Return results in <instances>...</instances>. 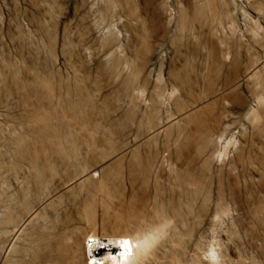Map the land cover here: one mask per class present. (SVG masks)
Listing matches in <instances>:
<instances>
[{"label":"rangeland","instance_id":"374dc122","mask_svg":"<svg viewBox=\"0 0 264 264\" xmlns=\"http://www.w3.org/2000/svg\"><path fill=\"white\" fill-rule=\"evenodd\" d=\"M132 1L151 16L147 35L152 49L142 55L123 30L128 14L119 5L106 9L104 0H0V222L9 219L0 224V264H72V252L64 250L72 243L68 235L91 226L99 235L111 232L117 219L133 231V217H152L156 209L164 217L189 221L177 230L183 239L177 252L182 264H201L200 258L207 259L202 248L215 237L235 257L241 255L244 264H264V131L259 132L264 106L243 85L235 92L226 88L236 81L234 61L244 67L252 53L263 56L262 46L248 36L249 21L241 14L234 40L231 23L224 21L214 30L221 44L203 38L199 27L179 43L181 10L191 20L196 0ZM237 1L253 13L247 0ZM110 33L118 35L111 52L101 41ZM214 44L220 51L215 57L210 56ZM187 60L188 73L182 67ZM135 69L141 71L138 76ZM38 77L49 80L51 101L33 89ZM218 90L224 99L216 98L212 106V142L201 150L196 140L202 132L195 123L186 129L181 113L196 105V98ZM261 93L264 97V88ZM82 95L87 98L83 102ZM236 95L243 97L239 105ZM42 104L56 126L52 139L42 138L39 123L32 121L34 106ZM169 124L173 127L166 131L163 126ZM230 139L228 156L217 158L216 151ZM19 141L27 149L23 155ZM245 142L253 147L240 160ZM34 160L43 168L42 178ZM100 164L106 166L103 171H92ZM221 207L228 212L215 217ZM36 209L38 215L13 239L14 230ZM12 239L18 252L3 258ZM58 241L66 246L62 249ZM168 241L156 249L158 259L150 264H170L173 244Z\"/></svg>","mask_w":264,"mask_h":264},{"label":"bare ground","instance_id":"6f19581e","mask_svg":"<svg viewBox=\"0 0 264 264\" xmlns=\"http://www.w3.org/2000/svg\"><path fill=\"white\" fill-rule=\"evenodd\" d=\"M104 1H105L106 9H113L115 7H118V5H119L121 7H124L127 10L128 18L123 23V30L125 31L127 36H129L132 39V41L135 43V45L134 44L133 45L135 46L136 52L142 55L143 53L146 52V50L149 51L150 48L152 49L151 44L148 42L149 38L147 35V34H149L148 33V28H149L148 26L150 24L149 21H151V16L149 15V13L145 9V7L139 8L138 6L135 5V2L132 0H104ZM196 1L197 2H193V4L195 3L194 4L195 8H194V12H193L194 15L192 14L193 17L191 20H189L188 11L186 9L181 10V14H180L179 21H178V26L176 25L177 28L179 29V32H178L179 34L175 39L176 41H178L180 43V41H183V39H186V40L190 39L194 35V31L196 30V27H199V28H202L201 34L203 35V38H205L206 40H209V41L210 40L211 41L216 40L221 44L222 41H220L219 38H216L214 30L217 26L216 25L217 22L220 23L219 25H222V23L224 21H227L229 24L231 23L230 28L232 30L231 33L233 35V40H234V33H236V30L238 29L236 20H237V17L241 14L246 21L247 20L249 21L248 24H245V27L246 26L248 27V28H245L246 31L249 32L248 36H250L251 40H254L255 42H259V45H261L262 49L264 50V42L261 41V40H264V0H251V1L247 0L246 5L251 11H253V13H250L248 11V9L246 10L242 6H240L238 4L237 0H196ZM180 2L181 1H179V3ZM161 8H163V6H161ZM48 11L49 10H47V12ZM50 19H53V18L51 17ZM50 34H51V32H50ZM110 35H111V33H110ZM110 35L107 38L103 37V40H101V41L103 42V44L105 46H107L109 48V50L111 52V50L113 48L118 46V37H117L118 35H116V33L112 34L111 36ZM239 35H237V36H239ZM240 36H239V38L237 37L239 40H241ZM226 38H228V37H226ZM52 40H54V39H52ZM66 40H68V39H66ZM223 40H224V38H223ZM216 41H214V42H216ZM246 41L247 40H245V42ZM238 42L240 43V41H238ZM239 43H238V45H239ZM139 44H140V46L138 47ZM214 45L212 46L210 56L215 57L219 54L220 51H219V49H217V46L216 45L214 46ZM240 45H239V48L241 50ZM248 45H250V44L248 43ZM134 46H133V48H134ZM220 47H221V45H220ZM259 48H261V47H259ZM250 49L248 50V48H247L246 51L248 50V53H249ZM227 50L229 51L228 48H227ZM261 50H259V51H261ZM65 52H67V51H65ZM70 52H72V51H70ZM141 52H143V53H141ZM176 52L180 53V50L176 51ZM207 52H208V50H207ZM137 53H136V55H138ZM147 53H149V52H147ZM233 54H232V57L234 56ZM239 54H240V52H239ZM250 54H251V52H250ZM183 56L184 55L182 53V57ZM222 56H223V54H222ZM228 57H229V55H228ZM187 58H188V55H187ZM226 59H227V57H226ZM238 59H239V57H238ZM211 62H214L213 59L211 60ZM142 65L146 67V59L145 58H144V61L142 62ZM234 65H235V68H234L235 69L234 70L235 75L234 76L236 78L235 79L236 81L234 82V80H233V83H232L233 85L227 86L226 88L227 89L232 88L233 92H235V91H237L238 88L241 87V85H243V86H245L244 88H246L249 91V93L253 94L254 96L256 95L259 103L264 106V97H262L260 95V94H262L261 91L264 88V53H263V56H261V57H260V54L257 55L256 53H252V55H250V57L249 56L247 57V60H246L244 67L242 66V64L240 65L239 61L237 62L236 60L234 61ZM111 66L113 68H116L118 66V59L113 60ZM188 66L190 67L189 60L185 61L182 64V67H184V70H185L184 72H187V73L190 72L189 71L190 69H188ZM181 70H182V68H181ZM178 71H180V70H178ZM139 72H141V71L135 69L136 75L139 74ZM175 74H173V75H175ZM34 75L36 76V74H34ZM37 76H39V74H37ZM182 78H183V75H182ZM33 81H34V83H33L32 87L35 90V92L37 94H39L42 99L51 101L52 86L50 85L49 80L42 78V77L41 78L38 77ZM181 82H182V80H181ZM186 82L187 81H185V83ZM78 89H80V88H78ZM174 89H173V92L171 94L175 93ZM69 90H70V88H69ZM219 91L220 90L216 91V94L213 96H204L203 95V96H200L199 99L196 98L197 104L192 106L190 109H187L181 113L182 119L185 121V128L186 129L188 127H190V125L192 123H195V124H197L196 127L198 128L199 133L202 132V133H200L201 135H197V136H200V139L196 140V141H198L196 143H197V145L199 144L198 147L201 150H206L211 145V142H212V137H211L212 136V133H211L212 127L209 125V123L212 125L211 121L212 120H214L213 122L216 121V119L213 118L214 110L212 109L213 108L212 106L215 105V103L217 102L216 98H217V100L219 98L224 99V95L219 96L220 95ZM225 93H226V90H224L222 94H225ZM160 95H162V94L159 93V96ZM85 99H87L85 95H82V97L80 98L81 102H83V100L85 101ZM50 101H49V103H50ZM225 102H227V104H228V101H226V99H225ZM242 102H243V97L236 95L235 96V103L239 105ZM43 104H42V106H39V105L34 106L35 109L33 112L34 115L32 116L33 117L32 121H34V123L36 122L37 124L39 123L38 127H39L42 138L52 139V138H54L53 129L56 126L53 125L54 126V128H53L52 123H51V118H50L49 114H47L48 111L46 110L45 106H43ZM179 106H180V104H179ZM73 107L74 106L71 105L70 109L72 110ZM47 108H48V106H47ZM201 115H202V118L200 119V121L202 123H200V121H199V118ZM207 115L211 116V120H207L205 118ZM255 117L259 118V114H255ZM168 122H166V123H168ZM169 125L163 126L164 128H166V131L169 129H172L173 126H171V125L169 126ZM34 127L36 128L35 125H34ZM202 129H204V131H202ZM263 131H264V129L263 130H261V128L259 129L260 133ZM172 133H173V131H172ZM219 138H221V137H219ZM219 138H217V139H219ZM218 142H219V140H218ZM225 143L226 144L222 145V147L216 151L217 152V158H220V157L225 158L226 156H228V154H229L228 148L230 145H232L234 143V141H233V139H230V140L226 141ZM17 147H18V152L21 155H23L27 152V149L22 144V141H19ZM252 147H253L252 144L249 145V142H245L243 144V146L241 147V151L238 155V158L240 160L245 158L246 155L250 154ZM260 152H263V151L260 150ZM260 164H262V163L260 162ZM34 166H35L36 170L38 171L39 175L41 176L39 178H42L43 168H41L39 166V162L34 160ZM95 167L96 168L92 169V171L97 172V171H103V169L106 166L100 164V165H97ZM170 174H171V172H170ZM92 175L93 174H91V176ZM85 176H88V174L86 173ZM174 176H175V174H174ZM88 177H90V176H88ZM88 177H86V178H88ZM71 184H72V182H71ZM71 184H68L67 186L69 187ZM95 184H96L95 182H92V185H95ZM99 184H103V183L100 182ZM174 185H175V183H174ZM198 188H199V186H198ZM195 192H196V190H195ZM219 193H220V191H219ZM219 193H218V196H221V195H219ZM193 194L195 195V193H193ZM209 195H210V192H209ZM222 196H223V194H222ZM222 196L220 197V199L223 198ZM209 199H207V200H209ZM221 209H223L222 214H221V212L219 214L217 212L215 217L220 218L223 214L225 215L228 212L223 207H221ZM221 209L219 208V210H221ZM39 210L40 209H36V210L32 211L30 213V215L27 217V219L24 221V223L20 224V226H18L14 230V234H13L14 237H12L13 239H15L19 233L21 234L23 232L22 230H23L24 226L29 221H31L34 217H36V215H38ZM139 215L140 216H138V217H133V220L136 223V227L134 228L133 231H130L129 228L125 227L123 224V221H120V220L118 221V219H117L114 223L115 230H111V232H109L108 230H104L103 234L101 233V235H99L97 233V230L94 229L91 226V224L89 223L91 227L89 229H87V231H85L84 233L79 234V233L74 232V233L68 235L67 239H69L70 243L72 242L70 247H68V245L66 246L64 244L65 240H62V241H64V243L62 241H58V242L63 243L62 245L61 244H59V245L62 246L61 247L62 249H63V247L66 246L64 248V250L65 249L67 250V252H66L67 254H68V252H72V255H69V256L70 257L73 256L72 261L74 264H90V261H91V264H150V262L152 260L154 261V260L158 259L156 249L158 247H160L161 245H165L163 243L165 241L169 240L168 242L169 243L171 242L173 244V245H171V247H173V250H172L173 253L171 252L173 255H172V258L170 260V264H182L177 252L181 249V247L183 245V239H181L182 238L181 236H180L181 238L177 236V233H179L177 230H178L179 226H183L187 222H189L187 220V217H164V211L162 209H156V211L152 217H144L141 213ZM144 215H145V213H144ZM6 220H9V219L5 218L3 220V223L0 222V224H4V222ZM186 220H187V222H186ZM12 222L14 223V221H12ZM90 222H94V220H92V221L90 220ZM259 222H261V221L259 220ZM189 232H190V230H189ZM170 235H172V236H170ZM58 237H60V235ZM13 239L10 241L9 245L5 249L3 258L6 257V255L8 254L9 251H15L17 249L16 246H14V244H13ZM49 239L50 238L48 237V240ZM55 239L57 240L58 238L55 237ZM89 241H91V242H89ZM125 241H128L129 243L127 245H125V243H124ZM49 243H50V241H49ZM66 243H67V241H66ZM59 245L57 247H59L58 248L59 252H61L63 250L60 251ZM100 247H102V248H100ZM165 247H166V245H165ZM58 249H57V251H58ZM202 249H203V255L207 259H205L206 260L205 261V260H202V258H200L199 260L201 261V264H244L243 263L244 260L242 261V258L240 257L241 255L238 257H235L233 254H231L233 251L231 253L229 252V250L230 251L232 250L230 248V246H227V244H225L221 239H218L217 237H215L214 241H211V243L207 247L202 248ZM23 251H24V249H23ZM15 252H18V251H15ZM61 253H63V252H61ZM67 254L66 255L64 254V255L67 256ZM235 255H236V253H235ZM45 256H47V255H45ZM70 257H68V258H70ZM70 259H72V258H70ZM70 259L67 261H70ZM45 260H46V258H45ZM61 261L62 260H60V262ZM72 261H70V262L72 263ZM255 264H263V263L256 261Z\"/></svg>","mask_w":264,"mask_h":264},{"label":"snow or ice","instance_id":"6c2138e0","mask_svg":"<svg viewBox=\"0 0 264 264\" xmlns=\"http://www.w3.org/2000/svg\"><path fill=\"white\" fill-rule=\"evenodd\" d=\"M124 243H125V245H127L129 242L128 241H125Z\"/></svg>","mask_w":264,"mask_h":264},{"label":"clouds","instance_id":"9594fccd","mask_svg":"<svg viewBox=\"0 0 264 264\" xmlns=\"http://www.w3.org/2000/svg\"><path fill=\"white\" fill-rule=\"evenodd\" d=\"M98 248V247H97ZM100 248H102V247H100Z\"/></svg>","mask_w":264,"mask_h":264},{"label":"built area","instance_id":"2783aa9c","mask_svg":"<svg viewBox=\"0 0 264 264\" xmlns=\"http://www.w3.org/2000/svg\"><path fill=\"white\" fill-rule=\"evenodd\" d=\"M89 242H91V241H89Z\"/></svg>","mask_w":264,"mask_h":264}]
</instances>
